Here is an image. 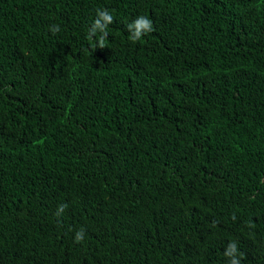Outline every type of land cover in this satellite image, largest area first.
I'll use <instances>...</instances> for the list:
<instances>
[{"label":"trees","instance_id":"1","mask_svg":"<svg viewBox=\"0 0 264 264\" xmlns=\"http://www.w3.org/2000/svg\"><path fill=\"white\" fill-rule=\"evenodd\" d=\"M233 242L264 264V0H0V264H229Z\"/></svg>","mask_w":264,"mask_h":264},{"label":"clouds","instance_id":"2","mask_svg":"<svg viewBox=\"0 0 264 264\" xmlns=\"http://www.w3.org/2000/svg\"><path fill=\"white\" fill-rule=\"evenodd\" d=\"M113 23V16L108 12V10H97L96 18L93 21L91 27L88 30V38L92 39L93 37H98V44L100 48L105 47V39L108 36V26ZM127 31L129 33V40L131 42L139 41L142 36L148 32L153 30V23L150 19L145 16H139L131 23L126 24ZM52 32L59 31L58 25H53L50 29ZM67 205H59L57 208L56 215L60 216ZM83 238V232H77L75 236L76 242L81 241ZM237 245L233 243H229L226 248L224 255L230 257L229 264H240V260L237 258ZM242 255V254H241Z\"/></svg>","mask_w":264,"mask_h":264}]
</instances>
